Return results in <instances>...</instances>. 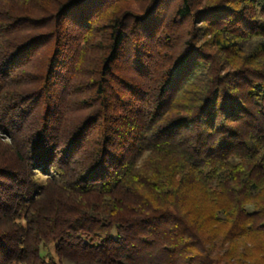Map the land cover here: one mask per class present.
I'll return each instance as SVG.
<instances>
[{
	"label": "trees",
	"instance_id": "16d2710c",
	"mask_svg": "<svg viewBox=\"0 0 264 264\" xmlns=\"http://www.w3.org/2000/svg\"><path fill=\"white\" fill-rule=\"evenodd\" d=\"M113 2L0 0V264H264V0Z\"/></svg>",
	"mask_w": 264,
	"mask_h": 264
},
{
	"label": "rangeland",
	"instance_id": "374dc122",
	"mask_svg": "<svg viewBox=\"0 0 264 264\" xmlns=\"http://www.w3.org/2000/svg\"><path fill=\"white\" fill-rule=\"evenodd\" d=\"M113 3H115V5H113L111 8V13H113V16L117 13H121L122 11L123 12H130L131 11V12H134L137 14H139V13L142 14L145 11V7L148 4V0H115V2H113ZM97 46H98L96 48L97 50L96 49L91 50L90 54H93V53L94 54H99V53L102 54L104 52L102 44L98 43ZM44 52L47 53V50L43 49V53ZM41 54H42V52H41ZM44 60H45V58H42V57L36 58V60L33 63H31V65L29 67H27L25 69L26 72L30 73V74L33 72H36L37 70L42 68ZM25 75L28 76L26 73H25ZM27 79L30 81L29 77H27ZM54 119H56V118L54 117ZM0 140L3 143H7V144H9L11 141L9 137L4 136V133L1 130H0ZM2 151L5 152L7 150H1V147H0V152L2 153ZM42 252L45 253L46 250L43 249Z\"/></svg>",
	"mask_w": 264,
	"mask_h": 264
}]
</instances>
